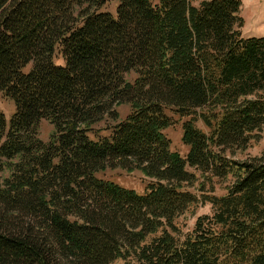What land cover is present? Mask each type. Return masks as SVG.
Wrapping results in <instances>:
<instances>
[{"label": "trees", "instance_id": "16d2710c", "mask_svg": "<svg viewBox=\"0 0 264 264\" xmlns=\"http://www.w3.org/2000/svg\"><path fill=\"white\" fill-rule=\"evenodd\" d=\"M240 8L0 0V93L15 107L8 125L0 113V264H264V153L226 154L264 128V38H242ZM172 115L189 117L184 157L163 134ZM116 167L140 170L144 192L95 176ZM188 169L233 181L199 197ZM196 203L211 213L183 234L176 219Z\"/></svg>", "mask_w": 264, "mask_h": 264}, {"label": "rangeland", "instance_id": "374dc122", "mask_svg": "<svg viewBox=\"0 0 264 264\" xmlns=\"http://www.w3.org/2000/svg\"><path fill=\"white\" fill-rule=\"evenodd\" d=\"M241 8L239 16L242 18V27L239 31L242 38H264V0H240ZM110 12L114 13V6L107 8ZM60 62L59 58L57 59ZM30 66L26 68L29 69ZM15 111L13 102L0 93V113L4 115L6 124L8 125L11 116ZM116 111L118 114V120H122L129 112L128 105H117ZM173 124L163 131V134L169 141L170 150L178 153L184 157L188 151V148L181 141L182 125L189 117H179L172 115ZM114 123L108 119L103 120L99 124L94 126V129L100 133V135L107 136L108 131H105L110 125ZM196 127L203 132H207V129L199 121ZM53 128L48 121L42 120L37 126L38 138L44 142H47L52 134ZM264 153V128L257 134V137L249 143L244 150H237L234 153L227 152L228 157L236 161H244L250 158L260 157ZM189 172L194 173L196 182L192 188H188V191L195 193L197 196H201L202 193L198 191V188L203 186L205 189L204 195L221 197L227 194V188L232 183L233 179L227 177L226 179L212 178L210 181H203L201 173L194 169H188ZM98 179L111 181L117 185L134 190L137 193H143L147 184V179L140 170L137 169H122L116 167L113 169H105L95 175ZM211 213V205L208 203H196L190 205L187 210L176 219V225L180 229L181 233L190 231L195 223V220L202 215H208ZM112 264H140L134 260H116Z\"/></svg>", "mask_w": 264, "mask_h": 264}]
</instances>
